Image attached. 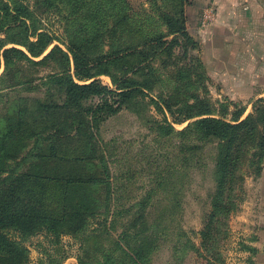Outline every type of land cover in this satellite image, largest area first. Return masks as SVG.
<instances>
[{
	"label": "trees",
	"instance_id": "1",
	"mask_svg": "<svg viewBox=\"0 0 264 264\" xmlns=\"http://www.w3.org/2000/svg\"><path fill=\"white\" fill-rule=\"evenodd\" d=\"M72 1L75 16L67 20L69 54L55 47L35 61L32 58H40L47 43L38 48L39 40L28 41L23 45L27 53L0 43V69L4 67L0 90H7L0 91V99L5 97L6 103L0 113V264H27L28 252L22 242L41 233L55 239L63 234L78 236L82 249L78 264H151L152 253L170 238L172 215L179 206L174 201H181L187 177L185 171L177 174L183 162H157L149 144L139 146L137 154L123 152L116 161V140L103 141L97 135L101 122L97 115L103 109L114 111L112 105L104 101L85 108L84 102L91 95L115 96L122 103L134 98L135 93L144 96V86L116 73L122 68L141 71L157 50L158 55L170 54L173 45L191 58L197 42L186 25L189 0H149L147 10L135 18L125 0ZM14 10L20 14L21 5L16 4ZM11 12V7L0 0V28L4 19L13 17ZM54 55L60 57L62 69L38 78L43 92L49 94L55 89L57 94L51 93L47 99L24 97L22 93L37 90V86L33 80L24 79L23 66L36 71ZM197 65L201 67L197 75L206 78L204 66L201 62ZM101 76L111 79L114 90L102 84ZM195 76L192 70L181 72L176 83L182 81L186 89V81ZM157 105L173 117L172 122L165 116L157 122L161 143L170 142L158 157L164 158L163 152L170 146L181 150L178 156L202 151L204 143L216 146L217 157L212 160L216 165V193L209 221L200 234L201 244L207 245L211 239L212 245L216 239L212 225L222 222L216 230L228 236L225 219L239 200L246 176L261 174L264 98L252 103L248 115L244 116L246 108L242 107L232 118L214 117L213 105L207 102L175 104L164 100ZM195 118L181 130L173 127V123ZM192 162L188 169L191 164L199 165ZM135 184L140 190L137 201H121L127 195L135 198ZM160 190L171 204L149 205ZM109 206L113 208L110 218L106 211ZM155 212L169 216L167 223L153 218ZM117 224L124 228L119 239L104 235L107 227ZM174 235L172 247L178 252L185 234L180 229ZM188 245L197 249L184 241V246ZM93 249L103 250V254L92 263ZM205 259V264H215ZM172 264H176L175 259Z\"/></svg>",
	"mask_w": 264,
	"mask_h": 264
},
{
	"label": "rangeland",
	"instance_id": "2",
	"mask_svg": "<svg viewBox=\"0 0 264 264\" xmlns=\"http://www.w3.org/2000/svg\"><path fill=\"white\" fill-rule=\"evenodd\" d=\"M2 1L11 7V15L13 16L4 19L3 27L0 28V43L4 44V48L16 47L26 52V48L23 45L28 41L36 42L39 40L38 48L46 43L48 45L40 58H32L35 61L50 54L55 47H59L69 54L67 20L75 16L71 13L73 11L72 0ZM125 1L129 4L133 18L140 16L143 10H147L146 7L149 4V0ZM190 2L191 0H189V4ZM16 4L21 5L22 12L20 14H17L14 10ZM259 4L261 2H258ZM16 16L18 17L16 18ZM263 26L261 24V27ZM258 32L259 34L264 33L260 29ZM192 37L197 42V47L193 51V54L192 52L190 53L191 58L184 56L182 50L179 52V48L175 49V46L173 48V45H171V53L175 51L173 56L167 51L158 55L159 50H157L142 65L141 71L134 72L130 68L118 69L116 74L119 78L131 79L144 86V96L135 93L134 98L122 103L115 96L91 95L84 102V106L87 108V106H92L93 104L99 103L101 105L104 101L112 105L115 112L103 109L98 113L97 118L100 117L101 122L97 129V135L98 139L103 141L116 140L114 141V144H117L116 156H114L116 161H120L123 152L130 150L132 154H137L139 152V146L149 144L152 155L156 156L157 162H160V160H182L183 162L180 164V169L177 174L185 171L187 177L185 178V183L181 191V201H174V204L178 203L179 206L177 205L178 207L172 215L174 222L172 231L169 232L170 238L152 253L151 264H172L174 259L176 264H205V256L211 261H214L215 264H250L249 258H243L241 256L245 247L244 243L241 242V238L247 239V236L244 235L251 233V226L242 222L240 215L244 211V202L246 200V202H251L253 196L247 190L248 186H245V182L247 179H251L250 182H254L261 177L264 162L261 174L258 177L252 174L246 176L241 191H239V200L237 199L236 205L225 219L228 236H226V233L223 234L220 230L218 233L216 230V228L221 227L222 222L218 223V225L214 223L211 230L214 233L213 235L216 236L214 244L209 245L211 243L210 239L207 245H203L201 244L200 234L209 221V215L213 208V196L216 193V183L214 182L216 178V165L212 161L217 157L216 149L214 148L216 147L215 144L204 143L205 147L202 151L193 150L191 152L181 153L182 156H178V152L181 150L175 149L174 146H170V148H173L166 149L163 152L166 153L164 158L158 157L159 155L157 154L160 150L162 151L166 143L165 146H168L170 143H161L163 142L162 138L157 135V122L162 120L163 116L167 117L170 122L173 119L171 114L169 115L165 111H160L157 105L158 103L163 104L164 100L174 102L175 104L186 102L201 104L207 102L213 105L215 110L214 117L232 118L242 107L247 108L246 114L250 113L251 106L249 104L252 102L255 92L258 88L264 86V70L257 73L258 75L253 77V79L249 77L243 78V83L238 86L236 84L241 79L231 78L226 75L222 77L221 75L224 67L222 61L227 64L231 71L236 72L239 70V65L242 64L243 58L246 56L244 53L245 45L235 44L234 46L228 47L222 44L224 39L218 37L214 42V46H206L199 43L195 36L192 35ZM261 38L262 36L260 35V39H255V44L252 45V49L257 51V54H255L256 56H254L251 65L259 68L263 65L264 68V61H262L264 45L261 42ZM227 49H231L230 53H226ZM215 57H218L217 61H214ZM194 58L196 61H194ZM197 62H201L204 66L206 78H201L197 75L198 70L201 69L199 65L196 67ZM23 64L21 62L22 66ZM58 68L62 69V61L58 55H54L48 59L46 64L40 65L36 71L23 66L24 79L33 80L36 84L35 86H37V90L27 91L22 93V95L24 97L47 99L51 93L57 94L55 89L49 94L43 92L41 89L42 83L39 78L47 74H52ZM189 70L194 71L196 76L191 81L189 79L186 81L185 86L187 88L184 89L182 87V81L177 84L176 80L177 78L179 79L181 72H187ZM3 71L4 67L2 66L0 75ZM99 79L103 85L114 90L115 87L109 77L101 76ZM234 88H237L236 91ZM6 91L1 92L5 93ZM4 101L5 97H2L0 99V113L3 112V107L6 104L3 103ZM194 120L196 118L182 124L173 123V127L176 130H181ZM196 143L199 144V142ZM171 144L176 143L171 142ZM193 155L200 156V158L193 157ZM126 158L128 157L126 156ZM192 159L199 163V165L191 164L192 168L188 169L189 163H194ZM137 185L135 184L132 187L135 189V198L132 199L130 195H127L121 201L131 202L136 200L140 191L139 189L136 190ZM150 186H154V184ZM160 193L161 190L149 205L153 204V202L154 205H159L161 202L171 204V201L166 196H161ZM112 209L109 206L106 210L109 211V218ZM168 217L162 216L159 212H155L153 215V218L158 219V221H164L163 223H167ZM131 224L130 222L129 226ZM122 225L117 224L112 228L107 227L104 235L109 233L114 239H119L124 230ZM180 229L185 234L183 240H188L197 249L189 248V245L184 246V241H182L183 245H179L181 248L178 249V252L173 250L172 244L176 241V236H173V234ZM13 238L18 240V236L16 235ZM22 243L28 252L27 264H78V259L82 255L80 238L73 234H63L58 239H55L53 236L48 237L41 233ZM104 248H106V245H104ZM185 248L187 249L185 250ZM124 249L129 252L128 248ZM91 253L90 261L93 263L97 256L103 254V250L100 253L93 249ZM177 253V257L180 256L179 259L175 257Z\"/></svg>",
	"mask_w": 264,
	"mask_h": 264
},
{
	"label": "crops",
	"instance_id": "3",
	"mask_svg": "<svg viewBox=\"0 0 264 264\" xmlns=\"http://www.w3.org/2000/svg\"><path fill=\"white\" fill-rule=\"evenodd\" d=\"M258 2L261 4L258 5ZM185 15L187 29L199 43L214 46L216 39L221 37L224 39L222 44L228 47L235 44L245 45L246 56L242 57L244 60L239 65V70L231 71L222 61L224 65L222 77L226 75L241 79L236 84L238 86L243 83V78L253 79L257 73L264 70L263 65L261 68L251 65L257 54V51L252 49L255 39H260L261 35V42L264 45V33L258 32L259 29L264 32V26L261 27V24L264 25V0H191L185 7ZM230 51L231 49H227L226 53ZM217 60L218 57H215L214 61ZM234 89L236 91L237 88ZM258 98H264V86L255 92L249 104L251 111L252 103ZM248 114L245 111L244 116ZM250 181L251 179H247L245 186H248L247 190L253 195L252 201L244 202L240 220L251 226V233L244 235L247 239L241 238L245 245L241 256L249 258L250 264H264V168L260 178L254 182Z\"/></svg>",
	"mask_w": 264,
	"mask_h": 264
}]
</instances>
